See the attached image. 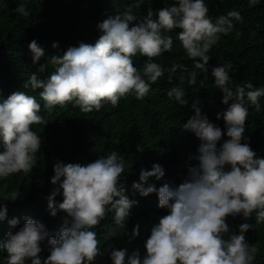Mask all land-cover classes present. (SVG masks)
<instances>
[{"label": "clouds", "instance_id": "1", "mask_svg": "<svg viewBox=\"0 0 264 264\" xmlns=\"http://www.w3.org/2000/svg\"><path fill=\"white\" fill-rule=\"evenodd\" d=\"M257 3L258 0H249L252 6ZM15 11L25 17L29 14L23 5ZM208 11L205 0H178L176 5L159 9L156 20L148 12L143 22L131 27L130 22L136 19L131 11L109 17L97 25L103 34L94 45L80 43L78 47H69L62 56L51 57L52 64L58 65L55 71L46 80L32 73L24 88L42 89L39 95L48 110L73 102V107L78 106L81 112L91 113L99 111L103 103L115 108L129 94L142 100L150 90V83L164 76L161 65L150 61L172 51V37L161 32H171L174 28L181 29L178 38L182 47L188 58L195 61V69L200 70L188 73V84L194 85L200 73L208 72L207 53L220 34L227 35L234 28L233 20L242 19L239 12L229 11L213 22ZM52 46L57 47L56 42ZM28 47L35 64L44 56V49L35 40ZM137 53L149 61L143 66V75L133 64L132 57ZM44 67L41 65L39 71L43 72ZM178 68L187 71L186 67L173 65L169 72L174 73ZM211 75L215 87L224 94L222 103L227 108L217 113V119L222 116L229 139L217 148L225 133L202 115L197 103L192 104L194 115L183 128L192 131L202 142L195 157L199 165L189 167L187 178L175 188L168 183L159 188L153 184L145 187L149 177L159 180L164 176L159 164H153L150 171H140L139 182H133L132 188L141 196L155 192L158 207L169 211L152 226L144 243L143 259L136 250L127 256L126 264H252L257 249L250 248L244 233L254 225L240 224L239 234L228 239L224 234L229 232L226 223L229 215L249 217L255 212L256 224L264 223V158H257L247 143H241L249 114L245 96L259 111L264 87L254 88L246 82L234 90L229 70L223 65L213 67ZM168 79L171 81L172 76ZM245 89L249 90L245 92ZM167 95L174 96L179 105H187L183 89L173 87ZM39 111L36 98L23 91L11 93L0 103V139L4 146L0 152V178L32 171L41 147V137L32 130V125L47 123L37 114ZM226 165L230 170H225ZM53 171L50 182L59 186L48 197L47 206L53 216L64 212L69 226L49 237L43 224L25 217L23 226L15 233L7 232L0 242V248L7 253L6 264H25L29 258L31 264H92L103 253L97 232L91 229L112 210H115L114 225L107 229L105 240L125 229L129 210L136 201L124 194L120 178L125 165L115 151L86 165L57 161ZM61 190L63 199L57 202L54 197ZM18 195L12 192L5 199H15ZM6 212V207L0 204V220ZM8 223L15 226L18 220L12 218ZM137 235L139 225L132 230V237ZM45 240L50 254L42 260L40 244ZM126 255V249H113L110 253L113 264H125Z\"/></svg>", "mask_w": 264, "mask_h": 264}, {"label": "trees", "instance_id": "2", "mask_svg": "<svg viewBox=\"0 0 264 264\" xmlns=\"http://www.w3.org/2000/svg\"><path fill=\"white\" fill-rule=\"evenodd\" d=\"M177 3L178 0H0V103L11 93L23 91L36 98L40 104L37 114L47 122L32 125V130L41 137L32 171L0 178V204L7 209L5 218L0 220V242L7 232L15 233L21 228L25 217L43 224L49 237L58 235L62 228L69 226V218L64 212L51 215L47 206L48 197L59 186V183L50 182L54 164L60 161L86 165L115 151L125 165L120 178L124 194L136 203L129 210L125 229H120L116 237L105 240L107 229L114 225L115 210L91 229L97 232L103 253L92 264H113L110 256L113 249L127 250L125 264L133 251L139 250L141 259L146 255L144 243L152 226L169 210L158 207L155 192L141 196L132 184L139 182L141 170L150 171L153 164H159L164 176L159 180L149 177L145 187L153 184L159 188L168 183L175 188L187 178L189 167H198L199 161L195 157L199 155L202 142L192 131L183 128L194 115L193 103H197L202 115L225 133L217 142V148L229 139L222 116L217 119V113L226 110L227 105L222 103L224 94L215 87L211 69L222 65L228 68L234 90L246 82L254 88L264 87V0H258L255 6L250 5L249 0H205L208 16L213 22L229 11L239 12L242 19L233 20L234 28L227 35L220 34L218 42L207 53L210 57L208 72L200 73L194 85L188 84V73L200 70L195 69V61L188 58L182 47L178 38L180 28L171 32L162 30L161 35L173 39L172 51L150 61L161 65L164 76L154 84L150 83V90L142 100L129 94L120 99L117 107L103 103L99 111L91 113L81 112L78 106L73 107V102L48 110L39 95L42 89L24 88V84L32 73L46 80L58 67L52 64L51 57L62 56L69 47H78L80 43L94 45L103 34L97 27L103 20L131 11L136 17L130 22L131 27L143 22L148 12H152V19L156 20L159 9ZM19 5L29 13L27 17L15 11ZM32 40L44 49V56L35 64L28 47ZM53 42L57 47L52 46ZM132 60L143 75L142 69L149 62L148 58L137 53ZM41 65L45 66L43 72L39 71ZM173 65L186 67L187 71L178 68L170 73ZM144 79L147 81V77ZM173 87L185 91L187 105H179L174 96L167 95ZM260 105L257 111L245 96L249 114L241 143H247L257 158H264V96L260 97ZM3 151L0 139V152ZM225 170H230L229 166L226 165ZM12 192L19 195L15 199H5ZM54 199L62 202V190ZM12 218L18 220L15 226L8 223ZM226 223L229 232L224 234L225 239L232 234L238 235V226L242 223L254 225L244 233L245 240L250 248L257 249L252 264H264V223L256 224V213L249 217L229 215ZM136 225H139V235L133 238L132 230ZM40 247L39 256L43 260L50 254L47 240L42 241ZM6 258L7 253L0 248V264H6ZM25 264H31V259H26Z\"/></svg>", "mask_w": 264, "mask_h": 264}]
</instances>
